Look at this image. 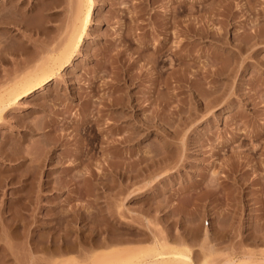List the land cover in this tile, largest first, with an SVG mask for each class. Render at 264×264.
I'll use <instances>...</instances> for the list:
<instances>
[{"label":"rangeland","instance_id":"374dc122","mask_svg":"<svg viewBox=\"0 0 264 264\" xmlns=\"http://www.w3.org/2000/svg\"><path fill=\"white\" fill-rule=\"evenodd\" d=\"M227 1L95 0L70 64L0 121V264L38 258L36 241L66 225L108 226L117 249L157 237L195 264H264V0ZM76 14L77 0H0V80ZM81 139L95 146L82 161ZM40 155L53 159L40 167Z\"/></svg>","mask_w":264,"mask_h":264},{"label":"bare ground","instance_id":"6f19581e","mask_svg":"<svg viewBox=\"0 0 264 264\" xmlns=\"http://www.w3.org/2000/svg\"><path fill=\"white\" fill-rule=\"evenodd\" d=\"M227 3H228V1H227ZM95 5H96L95 0H77V14L71 22V25H70V28L67 32L66 37L64 39H62L60 42H58L57 44L47 45L46 47L41 48V50H39L38 52L35 51V56H32L31 58H29L28 60H26L24 62L25 63L24 68H22L18 71H15V72L13 71V73H9L5 78L0 80V121L3 120L5 114L14 110L13 107H15V105L21 99L34 96V94L36 93V91L38 89H45V87L48 83H50L51 81H53L54 79L57 78L60 70L63 69L64 67H66L68 64H70L73 55L77 51L80 43L83 41V37L86 33L88 25L90 24L92 16L94 14ZM213 6H212V8H213ZM223 9H224V7H223ZM214 14H215V12H214ZM260 36L263 37V34L261 35V30L255 29L254 32L251 33L250 38L251 39L254 38V40H255L256 37H258V39H259ZM1 40H3V39H1ZM10 42H12V41H10ZM241 43H243V42L241 41ZM245 43H244V46L248 45L247 44L248 42L246 43V45H245ZM255 44L256 43H254V44L252 43L251 47H253ZM9 45H10L9 41H8V43H3V45L0 44V62L1 61L6 62L8 60V58H7L8 56L6 55L7 56L6 57L4 55L5 53L3 54V51L6 50L9 47ZM249 45H250V43H249ZM29 50L30 49L28 47H25L23 52H25V51L28 52ZM154 50H155V52H160L162 49L160 47H157ZM41 53H43V54L40 55ZM231 57H232V55H231ZM26 58H27V56H26ZM155 59H157V58H155ZM259 63H261V62L259 61ZM156 64L157 63L154 60L151 61V68L153 69L152 73H154L156 75V77L153 75L154 79L153 78L152 79L155 81H158L159 80L158 79L159 70L157 68L158 64L157 65ZM218 71H221V70H218ZM216 72L217 71H215V73ZM226 72H228V71L226 70ZM238 94H240V93H238ZM120 99H122V98H120ZM116 103H118V102L116 101V99L113 98L112 100L109 101L107 106L113 107L114 105H116ZM131 103H132V101H131ZM131 106L133 108H135L136 110H138V108L136 107L137 104L134 103V104H131ZM111 110H115V109H111ZM99 125H101V124H99ZM116 128H117V126L111 127L110 130H108L107 127L96 128V134H95L96 140L97 139L100 140V138H101V142H103L105 140V137H106V139H108L110 136H112L114 134ZM259 133H260L259 135H264V133L263 132L261 133V131ZM138 136H140V135L137 132L135 137L134 136L133 137L138 138ZM133 137L130 136L129 133L124 134L120 140L118 139V142L120 144H124L128 140H132ZM87 145H89L90 147H93V148L95 147L93 142L88 143ZM87 145L83 142V139L79 140V145L77 146L76 153H78L77 158H80V161H82L83 156H86L85 152L87 149ZM98 146H99V144H98ZM119 151L117 152V155H119L120 158L124 159L125 158L124 154L123 153L121 154ZM109 153H111V155L106 156L107 168L109 167V169H107V172L109 174H113L115 172V168H113V166H112L111 159L113 158V155L115 156V154L112 151ZM40 156H41V158H38L35 161V162H39V166H40V164L43 165V163H45L47 160L52 161V159H53V157H50V156H49V159H47L48 156H43V158H42V155H40ZM40 156H38V157H40ZM117 158H118V156H117ZM113 159H115V157ZM149 160H150V158H149ZM122 163H123V161L120 163V166L118 165L120 170L124 169L123 167H121ZM101 173H103V171ZM103 174H106V173H103ZM89 175L93 176L94 172L90 171ZM214 179H216V178L214 177ZM213 181L215 182L216 180H213ZM213 181H211V182H213ZM211 184H213V183H211ZM215 188H217V187H215ZM96 204L97 205L99 204V202L97 200H96ZM94 207L96 208L95 205H94ZM99 207H97L96 210H98ZM92 215L93 214L91 213L90 216H92ZM89 218L92 221L93 216L92 217H88L87 215H81L80 216L81 221H86ZM106 218H108V216H106ZM8 225H10V224H8ZM18 225H22V224L18 223ZM87 227H89V226H87ZM84 229H86V227H84ZM53 230H55V231L51 232V235L48 239L44 240L45 239L44 237L41 238V240L39 239L40 242L36 241L35 246H33L34 244L31 243V244H33L32 250L40 252L41 255L38 258L31 256V258L29 260H27V264H48V262H50L52 259L55 260L59 257L65 256L67 254L76 255V256H72L69 259H65V260L60 261L61 264H195L193 262V259L190 257L189 254H187L185 251L172 249L169 246L168 242H166L165 240H162L163 238L158 239L156 237L153 241V244L149 247L117 249V248L112 247V246H114L112 244L113 241L107 235L108 226L106 229L105 228L100 229L97 225L96 226L91 225L88 229H86L87 233H85L86 230L82 231V229H80V233L82 232L81 234L79 233L78 228L75 229L73 226H70V225L63 226L62 228L59 227L58 229H53ZM16 231L17 230L10 228L7 233L13 234V232H16ZM74 233H76V235L74 237H72L74 235ZM102 233H106L105 236H102ZM217 234H219V233H217ZM223 234H224V232H223ZM18 236H19V234H18ZM41 236H43V235H41ZM212 236H214V234H212ZM212 236H210V237H212ZM222 238H224V237H222ZM39 243H41V244H39ZM5 257H6V255H5ZM60 262H57L56 264H58ZM236 262L234 260L229 259L228 261L226 260V262H224V264H234ZM203 264H207V260H204Z\"/></svg>","mask_w":264,"mask_h":264},{"label":"built area","instance_id":"2783aa9c","mask_svg":"<svg viewBox=\"0 0 264 264\" xmlns=\"http://www.w3.org/2000/svg\"><path fill=\"white\" fill-rule=\"evenodd\" d=\"M207 223V222H206ZM208 224V223H207Z\"/></svg>","mask_w":264,"mask_h":264}]
</instances>
